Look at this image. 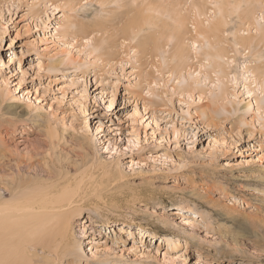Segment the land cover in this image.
I'll return each instance as SVG.
<instances>
[{"label": "rangeland", "instance_id": "1", "mask_svg": "<svg viewBox=\"0 0 264 264\" xmlns=\"http://www.w3.org/2000/svg\"><path fill=\"white\" fill-rule=\"evenodd\" d=\"M130 2L0 0V166L36 146L32 179L79 187L75 264H264V42L235 48L238 10L194 49L192 0Z\"/></svg>", "mask_w": 264, "mask_h": 264}, {"label": "bare ground", "instance_id": "2", "mask_svg": "<svg viewBox=\"0 0 264 264\" xmlns=\"http://www.w3.org/2000/svg\"><path fill=\"white\" fill-rule=\"evenodd\" d=\"M145 2L146 0H131L129 10L143 5ZM262 2L263 0H192L191 9L193 7V11H196L195 17L197 19L195 20H197V27L195 25L193 28L196 30L192 33L190 44L195 49L197 46L206 44L205 42L208 37L215 36L219 32L224 33L223 30L230 23L231 14L239 10L237 18L240 23L242 25H248L249 30L255 27L256 29L254 37L251 35L249 37H240L234 32L233 42L235 48L246 46L254 50L256 46L264 42V6L261 5ZM135 3L136 6L134 5ZM244 3H247L245 7L243 6ZM248 3L251 4L248 6ZM58 6L59 4L55 5L56 8ZM166 6L163 5V8L167 11ZM137 9L140 8L138 7ZM179 9L182 10V8H179L177 2L175 3L173 1L170 3V22L175 29L173 32L177 31V33L188 22V18L183 15L184 13H180ZM257 9L260 10L258 13H256ZM129 13H126L125 16ZM137 18L132 15L131 19H129V25H126L122 29V34L129 32L130 35L125 34L126 37H133L132 34H135L134 30L138 22ZM104 29L100 26L98 30ZM240 31L241 28L236 30V32ZM248 34L244 33L243 35ZM172 35L171 39L178 41V36H175L173 33ZM126 37L124 38L127 39ZM182 37H179L181 39L180 42H182ZM207 41L209 45V40ZM211 43L209 46L213 47ZM203 50L205 58L210 60L209 63L213 64V61L215 62V60L219 61L225 58V54L223 52L221 53L222 50L220 51L219 48V51H212V49ZM183 54L179 52L176 55L179 61L185 62ZM218 65L220 66V62H218ZM252 76L254 75L252 74ZM254 80H256L255 77ZM221 90L224 91V89ZM223 91L221 93L224 94ZM0 140L3 141L2 136ZM38 149L36 146L32 147L31 152H27L23 156L18 151L16 154H4L5 159L0 166L5 168V165L10 166L12 161L15 162L13 163L15 166V174L11 178H6L4 176L5 172L0 176L1 179L3 178L2 184L5 190L11 197L8 200L4 199V196L0 198L3 200V206L0 208V217H3L2 220L0 219V264H64V262L75 264L77 261L80 263V245L73 231L74 218L81 212L80 206L83 204V199L82 197L80 198L79 187L72 189V185H68L69 182H64L67 180L66 177L61 174V171L57 170L56 180L43 179L41 177L43 176L41 170L34 171L33 176L39 177L32 179L30 172L31 169H35V159L32 153H40ZM47 155L45 163L49 164L54 157L52 152H48ZM44 167L51 171V166L44 165ZM27 172L30 174L28 175ZM1 179L0 182L2 181ZM84 200L86 199L84 198ZM110 222L104 224L110 226L112 225V221ZM31 244H38L36 246L41 248V254L30 252L29 246Z\"/></svg>", "mask_w": 264, "mask_h": 264}]
</instances>
